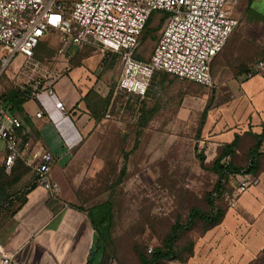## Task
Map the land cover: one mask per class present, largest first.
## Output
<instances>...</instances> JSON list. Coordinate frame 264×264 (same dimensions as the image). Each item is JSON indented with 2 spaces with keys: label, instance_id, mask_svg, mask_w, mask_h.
I'll return each instance as SVG.
<instances>
[{
  "label": "rangeland",
  "instance_id": "obj_1",
  "mask_svg": "<svg viewBox=\"0 0 264 264\" xmlns=\"http://www.w3.org/2000/svg\"><path fill=\"white\" fill-rule=\"evenodd\" d=\"M62 1L68 5L71 0ZM236 8L237 3L229 6L234 16ZM150 18L135 48L140 60L148 58L160 28L154 22L156 14ZM56 49L55 34L42 37L33 49L32 58L38 67L15 75L9 66L0 74V97L7 99L9 94H16L28 98L27 109H33L37 102L45 105L55 94L32 98L45 84L41 77L44 70L53 71L64 85L75 90L91 125L64 165L65 192L85 207L108 202L110 222L104 235L105 249L117 264H139L138 254L148 256V246L160 245L176 218L183 222L191 207L202 212L210 210L206 195L216 175L210 169L214 158L210 156L211 147L201 138L202 111L214 99L222 102L230 98L235 84L247 74L228 73L220 66L221 50L210 65V87L157 73L145 96L135 99L115 90L118 54L87 43L71 49L69 57L62 59ZM257 59L264 61L262 56ZM200 154L204 156L202 164ZM26 173L18 168L0 176V203L12 201L19 192L18 181ZM229 184L223 183L221 195L211 192L213 210L220 209L224 215L235 208L227 207L224 196V191L230 190ZM234 210L235 220L228 228L223 224L209 227L195 219L189 229L178 233L174 257L154 264H239L241 260H237L233 249L249 238L259 218ZM248 264H264V241Z\"/></svg>",
  "mask_w": 264,
  "mask_h": 264
},
{
  "label": "built area",
  "instance_id": "obj_2",
  "mask_svg": "<svg viewBox=\"0 0 264 264\" xmlns=\"http://www.w3.org/2000/svg\"><path fill=\"white\" fill-rule=\"evenodd\" d=\"M230 0H0V74L8 67L18 75L34 70L32 51L45 35L55 34L56 53L62 59L69 51L87 43L120 57L115 88L143 96L154 71H162L210 87V61L223 48L237 20ZM153 10L166 13L147 60L133 58L137 37ZM19 58V60H16ZM250 72L264 74V61L257 60ZM57 74L44 70L46 80L32 96H53ZM250 74L248 73L247 76ZM57 75L56 79H58ZM61 113L60 101L53 103ZM42 116L37 110L35 118ZM56 156L26 128L20 116L9 111L0 98V169L10 175L17 165L33 176L34 183L56 196L59 186L51 178ZM227 207L253 179L235 174ZM148 246L146 252L151 251ZM13 253L0 244V264H12Z\"/></svg>",
  "mask_w": 264,
  "mask_h": 264
},
{
  "label": "crops",
  "instance_id": "obj_3",
  "mask_svg": "<svg viewBox=\"0 0 264 264\" xmlns=\"http://www.w3.org/2000/svg\"><path fill=\"white\" fill-rule=\"evenodd\" d=\"M233 1L237 3L239 34L232 47L223 51L222 66L229 72L238 73L250 64V58L244 59L242 55L241 45L245 40L264 48V22L258 19V16L264 17V0ZM234 88V94L227 100L214 99L203 119L201 138L210 145V156L234 136L237 145L232 157L243 156L253 144L254 135L261 132L264 74L245 76ZM54 90L55 98L43 106L37 102L33 109H27L26 101L23 102L28 121L20 118L44 147L56 153L51 178L57 182L59 192L51 196L34 183L32 174L24 168L27 173L18 181L19 192L12 201L0 203V244L13 253L12 264H85L94 245L98 246V252L91 264H117L105 249L104 236L97 235L91 224L89 207L79 205L75 197L65 192L64 165L91 122L82 111L79 95L59 77ZM57 100L62 103L65 114L54 107ZM37 110L42 112L39 118L34 117ZM257 153L258 169L253 182L237 196L234 205L248 217L259 218L249 238L241 245L237 243L233 249L237 260H241L239 264H248L264 241V138L260 140ZM234 209H229L219 224L228 228L235 220Z\"/></svg>",
  "mask_w": 264,
  "mask_h": 264
},
{
  "label": "trees",
  "instance_id": "obj_4",
  "mask_svg": "<svg viewBox=\"0 0 264 264\" xmlns=\"http://www.w3.org/2000/svg\"><path fill=\"white\" fill-rule=\"evenodd\" d=\"M154 13L156 14V18H155L154 22L157 24H160V27H161L163 20L166 17V13L164 11H160V10L151 11L149 13L147 19L145 20V23H144V25H143V27H142V29H141L138 37H137V44H138L139 38L141 36V33L144 29L145 24L150 22V20H151L150 16ZM235 17H236L237 23H236L235 27L233 28L231 34L229 35L230 40L228 38V40H229L228 44H226L227 43L226 42L225 43L226 46L224 45L225 47L223 46V48L221 49L222 51L220 50L221 51L219 54L220 66L223 65V63H222L223 54H224L223 51L226 52L232 47L235 40L237 39V34H239L238 29H239L240 20H239V16L235 15ZM258 19L260 21L264 22V17L258 16ZM137 44H136V46H137ZM136 46H135V48H136ZM241 46L243 47V49H242L243 50V53H242L243 58L244 59L250 58V61H249L250 64L248 66L245 65L243 67V69L239 70L241 72L234 73V74H248L249 73L250 74L249 76L254 75V74H256L255 72H250L251 67L258 60L257 58H259V56L264 57V48L262 49L260 46H258V43L251 42L249 40H245V43H243ZM34 47H33V49H34ZM135 48L132 52V56H133V58L140 60L135 56ZM32 57H33V51H32ZM213 58H212V60H213ZM119 59H120V57H119ZM145 60H147V59H145ZM145 60H141V61H145ZM212 60L210 61V65H211ZM209 69H210V66H209ZM226 71H227V69H226ZM227 72L233 73L232 71L229 72V70ZM157 73L167 74V75H171V76H174L176 78H179L175 75H172V74H169L166 72L154 71L150 77V80L153 77V75H155ZM210 75H211V71H210ZM179 79H183V78H179ZM150 80H149V83H150ZM184 80H186V79H184ZM186 81H188V80H186ZM189 82H191V81H189ZM192 83H194V82H192ZM194 84L205 87V86L197 84V83H194ZM115 85H116V81H115ZM148 86H149V84H148ZM148 86H147V88H148ZM147 88H146V91H147ZM205 88H208V87H205ZM115 90L122 95L131 96L135 99H142L146 94V91H145L144 95L139 97V96H133L130 94L120 92L116 88H115ZM1 99H2V102H4L5 104L8 102L10 103V106H7L10 112L16 113L22 119H24L26 122L28 121V115L26 114V112L23 110V107H22V103L27 101L28 98L23 99V98L18 97V95H16V94H9L7 99H4V98H1ZM207 109H208V107H206V106L203 108V111H202L203 119L205 117ZM202 122H203V120H202ZM202 122H201V126H202ZM262 138H264V117H263L262 122H261V132L259 134L254 135L253 144L249 147V149L247 150L245 155L232 157L234 154L235 147L237 145V137L236 136H234V138L229 143H225L220 148L217 149V151L213 155L214 158L212 159V164L210 167L212 172L216 175V180H215V182L211 188L210 193H207V195H206L207 203L210 207V210L208 212H202L195 207H191L187 211V213L185 215V219L183 222H180L178 220V218H176L174 220V222L170 225L168 232L162 238L160 245L152 248L151 251L149 252L148 256L141 254V253L138 254L139 264H154L155 262H157L160 259H171V258H173L174 257L173 244L177 240L178 233L180 231L189 229L193 225V222L195 219L201 220L202 222L208 224L209 227H212L214 225H218L221 222L223 215H224V212L220 209H216L215 211L213 210V204L211 201V192L215 193L216 195H221L223 183L224 182H226L228 184L230 183L229 184L230 190L228 192L224 191V194H225L224 196L227 199L230 197V195L234 189V183H232L231 179L234 177L235 174L242 173V174L248 175L251 178H253V175L256 173V171L258 169L256 156L259 155V153H257V150H258V147L260 144V140ZM198 160H199L200 164H202L203 160H204V156L201 154L198 155ZM18 168H23V167L20 165H17V167L13 170V172ZM1 175H5V174H3L1 169H0V176ZM88 212H89V215L91 218V224L93 225L95 232H97V235H103L104 236L106 233V230L109 226V222H110V204L108 202H103V203L92 205L89 207ZM97 252H98V246L94 245L93 248L89 251L87 261L85 262V264H91L93 262L95 256H96Z\"/></svg>",
  "mask_w": 264,
  "mask_h": 264
}]
</instances>
